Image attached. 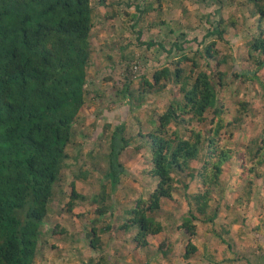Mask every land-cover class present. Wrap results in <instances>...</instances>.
<instances>
[{
	"label": "trees",
	"instance_id": "16d2710c",
	"mask_svg": "<svg viewBox=\"0 0 264 264\" xmlns=\"http://www.w3.org/2000/svg\"><path fill=\"white\" fill-rule=\"evenodd\" d=\"M91 1L0 0V264H48L46 258L51 256L50 251L52 256L56 255L47 228L53 219L62 215L73 220L74 225L80 224L75 229L77 235L73 232L68 238L71 243L77 241L76 248L71 246L68 251L76 264H191L198 248L191 240L197 232L193 228L195 223L191 222H197L200 217L212 230L221 210L230 213V225L236 224L237 219L243 225L241 238L250 240L264 235V175L250 173L248 183L235 185L230 174L231 182L219 188L220 173L225 167L235 169L239 151H247L257 158L263 144L247 140L245 135L241 145L229 144L236 141L230 139L242 131L222 126V109L217 107L218 102L226 105L240 102V106L233 107V112L241 114V111L255 109L264 113V106L257 105L264 103L262 0H237L234 9L226 0H220L221 14L212 17L206 14L210 23L206 27L200 25L201 39L190 38L186 32L177 30L169 46L158 40L144 39L142 32L130 25L136 45L147 49L157 47L164 55L162 59L149 60L148 71L140 76L133 74L137 67L129 60L133 58L127 56L130 55L128 44L117 56L103 48L95 56L90 43ZM106 1L110 4L106 5ZM100 3L109 10V20L117 18L115 15L121 5L118 0H100ZM204 5L200 4L201 11L205 10ZM183 7L188 9L186 4ZM184 17L191 24V16ZM183 20H179L181 25ZM234 32L241 33L245 39L241 47L247 57L242 56L237 62L233 55L216 58L217 46L221 42L228 44L226 36ZM116 35H112L110 47L118 45ZM193 44L203 48V52L198 48L192 51ZM198 54L205 61L213 58L215 69L212 73L208 74L207 68H202L195 59ZM171 62L176 65L171 67ZM117 65L123 68V82L113 78ZM108 83H112L109 85L115 91L117 103L127 109V116L134 110H141L148 103L145 102L148 97L156 100L154 105L162 104V109L142 110L143 117L135 115L130 127L122 120L115 125L102 123L95 132V151L100 158L96 164L102 167L101 176L108 184L101 186L99 202H93L97 206L92 205L93 208L85 213L72 214L73 203L89 199L76 192V184H85L90 177L77 165H72L77 157H71L67 148L76 139L77 132L82 135L78 129L80 122L85 120L82 109L96 101L102 87ZM256 83L261 93L255 88ZM226 92L232 95L228 96L230 101L226 100ZM109 112L108 108L99 114L95 112L93 121ZM247 117L240 115L237 121L244 122ZM202 123L213 126L212 136L203 138L193 128ZM181 125L189 127L188 136L180 133ZM151 129L153 131L147 133ZM133 134L140 138L131 139ZM165 136L169 141L161 138ZM133 143L138 147L148 146L152 166L140 174L145 184L141 190L128 188L127 195H122L124 203L119 206L114 192L120 187L121 177L128 174L125 161L139 154ZM217 150H222L219 158L215 157ZM231 155L233 160H229ZM198 156L204 160L203 171L195 176L200 179V191L185 195L188 205L194 208L187 211L190 219L184 220L182 225L187 242L176 246L170 236L174 230L159 219L163 213L161 203L172 198L173 165L183 169ZM133 179L130 183H134ZM239 189L243 196L239 200H229L230 193ZM218 191L221 196H214ZM66 197L70 199L67 204L64 203ZM257 199L261 209L254 205ZM108 201L115 206L105 205ZM110 230L118 237L117 257H111L101 244ZM161 232L166 236L157 242ZM229 232L226 229L224 234ZM221 241L229 251L224 249V252L231 257L222 252L226 259L212 262L207 258L201 263L241 260L238 248ZM92 251L97 255L92 256ZM59 258L65 263L63 256ZM58 260L51 258L52 264H62Z\"/></svg>",
	"mask_w": 264,
	"mask_h": 264
},
{
	"label": "rangeland",
	"instance_id": "374dc122",
	"mask_svg": "<svg viewBox=\"0 0 264 264\" xmlns=\"http://www.w3.org/2000/svg\"><path fill=\"white\" fill-rule=\"evenodd\" d=\"M236 2L237 0H226L229 7L233 9L235 8V4H237ZM262 2L264 3V0H262ZM91 4L93 8V18L92 29L90 32V43L93 47V51L95 52V56L98 55V53H101L102 48L104 50H110L108 53L112 56L115 54L117 56L121 53V49L128 44L130 45V47H128L130 48V55L127 56L128 58H133L129 60L134 61L137 68L133 69V72H135L133 74L137 76L144 74V71H148L147 63L149 60L153 61L162 59L164 58V55L157 47L147 49V47L143 45L137 44V46L135 36L129 28L130 25H135V30L142 32L144 39L148 41L151 39L158 40L164 46H169V44L173 41L175 31L177 30L186 32L190 38L195 36L198 39H201L203 30L200 28V25L206 27L210 23L206 14L210 13L211 17L217 15V13L220 15L223 9L220 0H118V4L121 5L117 9V14L115 15L117 18L109 20L108 17L110 12L103 6V3L101 5L100 0H92ZM107 4H110V1H106V5ZM157 4H160V7H158ZM184 4L187 5L188 9L183 7ZM200 4H205L203 8L205 9L204 11L199 9ZM136 6H138V9H136ZM187 12L189 13L187 14ZM184 15L191 16V24L187 23ZM183 18V24L181 25L179 20ZM152 26L153 29H151ZM194 27H196V29ZM187 31H191V33L189 34ZM116 33L118 34L116 35L118 37V45H111L110 47L109 42L112 41V35ZM226 38L229 43L224 44L221 42L220 45L217 46L218 53H216V58H221L223 55H233L234 62H237L240 60V57H247L244 48L241 47L245 42L241 33H229ZM197 48L198 45L193 44L192 51H195ZM198 51L203 52V48H198ZM199 57L201 56L198 54L195 59L198 63H200L201 67L207 68L206 71L208 74L212 73L215 69L213 67L215 63V61L212 60L213 58L205 61ZM96 60L100 61V59ZM175 65L176 64L174 62H171L170 64L171 67H174ZM225 68H228V65L225 66ZM122 72L123 68L117 65L113 69V78L123 82ZM109 84L112 83L105 84L102 87L101 96L96 101H91L87 107L82 109L85 120L81 121V126L78 127V129L81 130L82 135H79L77 132L75 135L76 139L67 148L71 157L74 155L77 157L76 163L72 165H77V167L81 169L82 173H86V175L90 177L85 184L81 182L76 184V192L89 197V199L84 203H81L79 200L77 201V204L73 203L72 214L85 213V211L87 212L90 208L97 206V204L95 205L93 202H99L100 198L98 196V192H100L102 185L107 186L108 184L101 176V172L103 170L102 167H99L96 164V160H100V158L95 151V146L97 145V134L95 132L99 129L102 123L109 122L117 124V122L122 120L123 123H126L127 127H130V121L134 119L135 115H139L141 118L143 117L144 111L142 110H148L153 107H160L162 109V104L154 105L156 100H151L148 97L145 101H148V103L144 104L141 110H134L131 115L127 116V109L124 108V105L120 106V104L117 103L114 97L115 91L112 90V85ZM255 88L259 90V93L262 92H260L257 83ZM249 92L252 93L253 90L250 89ZM228 96L232 97L231 94L226 92V100L230 101ZM120 97L121 96H119V98ZM218 103L217 107L223 108L220 113L221 125H228L229 129L242 131L237 133L236 138L233 136L230 140L235 139L236 141L229 144H233L236 147L239 144L241 145L244 142L242 141V136L244 135L248 137L247 140H258L259 143L263 144L257 158L249 155L247 151L244 153H241L242 150L239 151L237 157L235 156V169L231 170L230 168L225 167L223 168L222 173H220L219 188H221L225 183L229 184V182H231L230 174L233 176L235 185L248 183L251 178L250 173L254 175L258 172L264 175V168H261V165L264 164V113L252 109L250 112L241 111V114H239L237 112H233L231 105H226L224 102ZM114 104H116V106H114ZM257 105L261 108L264 106V103H257ZM105 108L110 110L109 114H102L93 121L95 112L99 114ZM240 115H248V117L244 122H241L238 125L237 119ZM184 124L188 125L187 123ZM145 125L150 126L148 122H145ZM186 125H181L183 127L180 130V133L183 136H188L190 132L189 127H186ZM188 126H190V124ZM193 128L196 132H200L203 135V138L212 136L211 134L214 131L213 126L209 127V125L207 126L203 123L202 125H194ZM151 131L153 130H147V133ZM169 131L171 132V130ZM254 132L256 135H253ZM133 137H135L136 140L140 138L138 134L131 135V139ZM161 138L169 141L167 136ZM218 139L220 138L218 137ZM133 144L138 149L139 154L134 158L130 157L129 161H125L128 174L121 177L120 187L118 186L114 192V197L119 199V206L124 203L122 195L124 193H128V188H137L138 190H141L145 184L144 181H141L140 174L143 171H148L150 166H152V159L150 158V149L148 146L144 144L138 147L137 143ZM171 149H174V147H171ZM221 151L217 150V155H215V157L219 158ZM191 159H193V157L189 158V160ZM122 160L124 161V157ZM229 160H233L232 155L229 157ZM203 162L204 160L198 156L196 160H191V163L189 161L183 169L179 170L175 165L172 167V177L170 178L172 180L170 187L172 198L161 203L163 206V213L159 216V219L163 221L165 226L174 230V232L170 233V236L176 246L185 245L187 242V237L182 230V225L184 220L186 221L190 219V215H187V211L191 210L190 207H194L188 205V200L185 195L199 193L200 179L195 176H197V172L203 171L201 168ZM191 175H193L194 178H191ZM132 178H135L133 179L134 183H130ZM93 179L96 180V182L92 181ZM221 194L222 193L218 191L216 195L214 194V196H221ZM242 196V189H239L236 192L230 193L229 200H234L236 198L239 200ZM69 200L70 199L66 197L64 203H68ZM252 201L253 200H251V202ZM110 203L111 202L108 201L105 205ZM210 204H212V202H210ZM215 204L216 202L214 198L213 208ZM254 205L258 209L262 208L258 199ZM111 206H115V204H112ZM112 208L113 207H111V209ZM249 209L250 208H248V210ZM91 216L92 215H90V217ZM228 216H230L229 212L227 213L221 210L217 223H214L212 230H209V224H205L200 217L196 220L197 222H191L192 225L195 223L193 228L197 231L194 238L191 240L196 246H198L197 253L193 255L195 258L190 261L191 264H205L201 263V261L207 258H211L212 262H216L215 260L219 261L224 258L222 256V252L225 253L224 249L226 251L228 250L225 248L226 246L221 240H225L227 244H232L234 247L238 248V255L241 258L238 262H222V264H264V235L254 236V238L250 240L247 238H241L240 232L243 230V225L238 221V219L236 220V224L230 225ZM167 217L168 219L165 221ZM79 225L80 224L78 222L77 225H74V221L66 218V215L58 216L50 222L47 228V235L51 245L55 247L53 248V253L57 256H52V252L50 251L51 256L46 258L50 264H52L51 258H57L60 260L59 256H63L62 259L65 261L64 263L60 260L62 264H76V262H74V257H71L68 251L71 246H73L74 249L76 248L77 241L75 243H71L68 238L73 232L77 235L78 230L75 229H78ZM226 229L230 230L228 235L224 234ZM181 232H183V234H181ZM115 234L116 233L110 230L104 236L101 243L103 244L104 249L109 250V255L111 257L118 256V250H116L119 248V245H117L118 237L116 238ZM159 236L160 237H158L159 239H157V242L163 240L166 234L161 232L159 233ZM154 240L155 239L153 238L152 242H154ZM91 255L96 256L97 252L92 251ZM225 255L227 257H231L230 253H225ZM128 261L130 262L131 258H128Z\"/></svg>",
	"mask_w": 264,
	"mask_h": 264
},
{
	"label": "crops",
	"instance_id": "0c3cea01",
	"mask_svg": "<svg viewBox=\"0 0 264 264\" xmlns=\"http://www.w3.org/2000/svg\"><path fill=\"white\" fill-rule=\"evenodd\" d=\"M130 52V51H129ZM240 103V102H239ZM239 103L238 102H234L233 104H231V109H233V107H235V106H240L239 105ZM219 109L221 108V107H218ZM229 108V107H228ZM221 109H223V108H221Z\"/></svg>",
	"mask_w": 264,
	"mask_h": 264
},
{
	"label": "clouds",
	"instance_id": "9594fccd",
	"mask_svg": "<svg viewBox=\"0 0 264 264\" xmlns=\"http://www.w3.org/2000/svg\"><path fill=\"white\" fill-rule=\"evenodd\" d=\"M237 122H238V125H239V124H240V122H241V119H239ZM239 131H241V130H239ZM78 194H79V193H78Z\"/></svg>",
	"mask_w": 264,
	"mask_h": 264
}]
</instances>
